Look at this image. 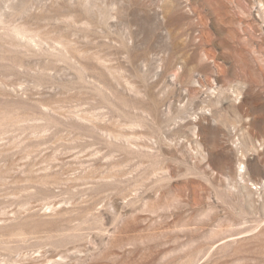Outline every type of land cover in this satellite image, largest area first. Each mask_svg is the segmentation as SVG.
<instances>
[{"label":"rangeland","instance_id":"obj_1","mask_svg":"<svg viewBox=\"0 0 264 264\" xmlns=\"http://www.w3.org/2000/svg\"><path fill=\"white\" fill-rule=\"evenodd\" d=\"M0 264H264V0H0Z\"/></svg>","mask_w":264,"mask_h":264}]
</instances>
